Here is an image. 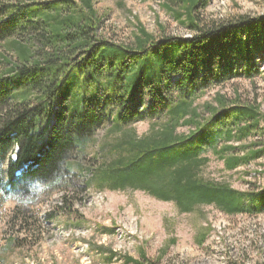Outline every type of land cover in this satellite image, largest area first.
Returning <instances> with one entry per match:
<instances>
[{
	"label": "trees",
	"instance_id": "1",
	"mask_svg": "<svg viewBox=\"0 0 264 264\" xmlns=\"http://www.w3.org/2000/svg\"><path fill=\"white\" fill-rule=\"evenodd\" d=\"M161 1L194 36L156 39L142 28L131 44H117L98 36L94 0H0V44L11 50L0 53V198L20 202V217L53 188L66 214L77 216L74 195L85 186L70 171L73 161L107 125L143 121H151L149 131L126 137L109 161L93 164L87 186L142 190L181 212L213 205L228 215L264 213V185L239 190L203 174L210 152L228 170L264 155V143L229 144L264 132L260 106L219 95L204 117L195 105L212 85L258 73L264 15L208 25L199 15L208 0ZM181 126L190 131L178 132Z\"/></svg>",
	"mask_w": 264,
	"mask_h": 264
},
{
	"label": "rangeland",
	"instance_id": "2",
	"mask_svg": "<svg viewBox=\"0 0 264 264\" xmlns=\"http://www.w3.org/2000/svg\"><path fill=\"white\" fill-rule=\"evenodd\" d=\"M94 7L100 18L97 34L112 43L131 44L142 28L156 39L195 35L161 0H94ZM199 15L208 25L236 22L242 15H264V0H208ZM4 52L11 50L0 44V53ZM255 59L259 71L252 78L240 76L212 85L195 100L202 116L209 117L204 106L215 104L219 95L258 104L264 114V56L257 54ZM244 67L238 64L237 70ZM150 127L151 121L123 129L109 124L86 144L70 169L79 177L77 184L85 186L74 195L77 216L66 214L57 188L43 190L23 217L17 215L24 208L20 202L0 198V264H131L122 259L128 255L139 260L145 256L157 264H264V213L228 215L213 205L181 212L174 202L142 190H96L86 185L93 164L109 161L119 142L132 135L139 138ZM189 131L188 126L178 128L180 133ZM254 143L252 148L263 146V131L229 144L241 149ZM238 154L243 156L246 150ZM207 156L206 178L239 190H247L250 183L264 185V155L235 170L226 169L212 152ZM52 212L54 219L48 217ZM110 253L116 254L111 263Z\"/></svg>",
	"mask_w": 264,
	"mask_h": 264
}]
</instances>
